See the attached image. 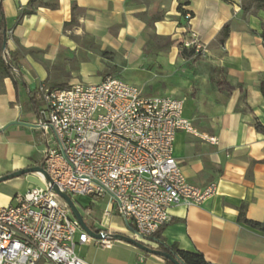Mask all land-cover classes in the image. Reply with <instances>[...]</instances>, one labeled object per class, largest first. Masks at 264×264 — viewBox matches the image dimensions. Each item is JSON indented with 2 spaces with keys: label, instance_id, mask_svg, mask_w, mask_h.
I'll use <instances>...</instances> for the list:
<instances>
[{
  "label": "crops",
  "instance_id": "crops-1",
  "mask_svg": "<svg viewBox=\"0 0 264 264\" xmlns=\"http://www.w3.org/2000/svg\"><path fill=\"white\" fill-rule=\"evenodd\" d=\"M247 1L0 0L3 57L22 55L11 76L0 66V177L41 163L42 83L70 87L115 76L144 96L183 99L184 118L218 139L210 145L176 134L173 156L185 179L198 188L214 183L216 194L172 206L158 240H135L151 249L176 245L208 264H264V8ZM191 31L204 53L182 51ZM31 186L24 176L5 181L0 208ZM81 197L72 199L88 228L133 238L132 222L115 210L105 217L102 200L83 196L86 204L77 206ZM75 251L86 264H164L123 241L109 249L77 242Z\"/></svg>",
  "mask_w": 264,
  "mask_h": 264
},
{
  "label": "built area",
  "instance_id": "built-area-1",
  "mask_svg": "<svg viewBox=\"0 0 264 264\" xmlns=\"http://www.w3.org/2000/svg\"><path fill=\"white\" fill-rule=\"evenodd\" d=\"M181 47L195 54L206 50L193 31ZM36 97L44 107L39 128L46 149L40 164L51 181L71 198L104 201L105 217L115 210L133 223V239L154 237L168 223L172 206L200 205L216 194L214 183L205 188L188 183L173 156L178 132L218 144L184 118L183 99L144 96L115 76L64 89L42 83ZM38 177L44 189L32 185L0 208V264H86L76 254L77 242L112 246L107 234L98 240L85 234Z\"/></svg>",
  "mask_w": 264,
  "mask_h": 264
},
{
  "label": "water",
  "instance_id": "water-1",
  "mask_svg": "<svg viewBox=\"0 0 264 264\" xmlns=\"http://www.w3.org/2000/svg\"><path fill=\"white\" fill-rule=\"evenodd\" d=\"M6 25L5 22L3 21V29H2V35H3V43H2V50L5 51L6 49ZM25 177L26 181L29 182L30 184L40 187L42 189L45 188V184L40 181L38 176H42L43 179L45 180V182L50 185V189L51 191L61 200L63 201V203L67 206V208L69 209L72 217L77 221V223L79 224L81 230L87 234L89 237L93 238V239H102V237L104 236V234H107L108 237L111 240H116V241H123L126 243H129L133 246H135L136 248H138L140 251L147 253V254H151V255H155L158 257H161L163 259H166L168 261H170L172 264H180L178 262V260H176L175 258H173L172 256H170L167 253L161 252L157 249H151L145 245H143L142 243L138 242L137 240L131 238V237H126L124 235H120V234H108V233H94L90 228H88V226L86 225V223L84 222L79 210L77 209L73 199L68 196L65 192H62L59 190V188L51 181V179L49 178L48 174L46 173V171L43 169L42 164L38 165V166H34V167H28L10 174H7L5 176L0 177V183L1 182H5L14 178H19V177Z\"/></svg>",
  "mask_w": 264,
  "mask_h": 264
},
{
  "label": "trees",
  "instance_id": "trees-1",
  "mask_svg": "<svg viewBox=\"0 0 264 264\" xmlns=\"http://www.w3.org/2000/svg\"><path fill=\"white\" fill-rule=\"evenodd\" d=\"M38 0H29L30 3H35ZM257 4L255 5L254 8L258 9V8H264V0H256ZM248 8V7H247ZM26 15H32V11H26L25 12ZM185 14V13H184ZM184 14H182L184 16ZM3 17H2V13L0 10V66H2L4 73L7 76H11L12 73L14 74V72L18 69L19 67V63L20 60L22 59V55L19 51H14V52H9L7 53V55L5 56V58L3 57V54L5 51L2 50V43H3V35H2V29H3ZM71 24V23H69ZM228 32V28L224 27V29L222 30V35L226 36ZM184 53H187V51H189V53L193 52L192 50H186L183 49L182 50ZM194 53V52H193ZM105 55V53H103ZM55 88L57 89H64L67 88L66 85H58L55 86ZM261 91L264 93V84H261L260 86ZM32 100V99H31ZM40 165V163L38 164ZM60 203H63V201H61L59 199ZM255 225V224H254ZM165 225H163L158 231L157 233L154 235L153 238H155L156 240L159 239L161 231L163 230V227ZM92 230L95 233H100L99 231L95 230L92 228ZM159 251L164 252L169 254L170 256H172L173 258H175L176 260H178V262L180 264H208L206 263V261L204 260L203 256L199 253H194V252H187V251H182L180 249H178V247L176 245H170L167 246L165 244L160 243L158 245L157 248ZM164 260V264H172L170 261L163 259Z\"/></svg>",
  "mask_w": 264,
  "mask_h": 264
},
{
  "label": "rangeland",
  "instance_id": "rangeland-1",
  "mask_svg": "<svg viewBox=\"0 0 264 264\" xmlns=\"http://www.w3.org/2000/svg\"><path fill=\"white\" fill-rule=\"evenodd\" d=\"M256 4H257L256 0H248L246 3L248 8L255 7ZM103 75L105 76V74H103ZM3 183H5V182H1L0 185H2ZM74 200H76L75 202H76L77 206L86 204V201H85L86 199L83 196L79 199H74Z\"/></svg>",
  "mask_w": 264,
  "mask_h": 264
}]
</instances>
